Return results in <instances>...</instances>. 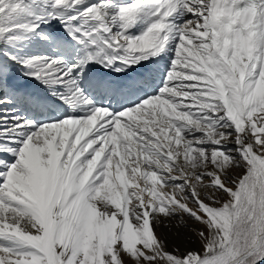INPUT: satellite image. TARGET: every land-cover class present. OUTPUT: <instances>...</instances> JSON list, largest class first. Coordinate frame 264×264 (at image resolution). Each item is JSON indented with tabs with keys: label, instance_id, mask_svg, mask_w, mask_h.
I'll list each match as a JSON object with an SVG mask.
<instances>
[{
	"label": "snow or ice",
	"instance_id": "6c2138e0",
	"mask_svg": "<svg viewBox=\"0 0 264 264\" xmlns=\"http://www.w3.org/2000/svg\"><path fill=\"white\" fill-rule=\"evenodd\" d=\"M125 257L264 264V0H0V264Z\"/></svg>",
	"mask_w": 264,
	"mask_h": 264
},
{
	"label": "rangeland",
	"instance_id": "374dc122",
	"mask_svg": "<svg viewBox=\"0 0 264 264\" xmlns=\"http://www.w3.org/2000/svg\"><path fill=\"white\" fill-rule=\"evenodd\" d=\"M244 172L243 168H233L230 170V176L238 177ZM231 186V185H229ZM222 200L228 199L227 196L221 197ZM191 224L192 222L189 221ZM171 226L162 224L160 227L156 228L155 231L157 235L165 241L167 250L172 251L173 248L179 247L181 252H184L186 249H193L197 251H202V243L200 239L194 234L191 233L188 229H179L175 227V221L170 222ZM195 227L201 228L202 225H196ZM179 231V234H177ZM127 257H125V264L127 263Z\"/></svg>",
	"mask_w": 264,
	"mask_h": 264
},
{
	"label": "bare ground",
	"instance_id": "6f19581e",
	"mask_svg": "<svg viewBox=\"0 0 264 264\" xmlns=\"http://www.w3.org/2000/svg\"><path fill=\"white\" fill-rule=\"evenodd\" d=\"M126 260H127V263H128V264H131V261H130V260H128V258H127Z\"/></svg>",
	"mask_w": 264,
	"mask_h": 264
}]
</instances>
